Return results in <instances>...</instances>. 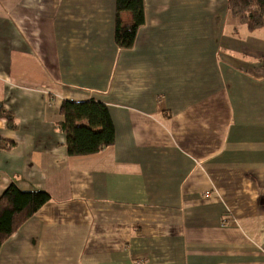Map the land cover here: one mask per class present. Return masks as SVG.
<instances>
[{"label":"crops","instance_id":"obj_1","mask_svg":"<svg viewBox=\"0 0 264 264\" xmlns=\"http://www.w3.org/2000/svg\"><path fill=\"white\" fill-rule=\"evenodd\" d=\"M144 4L121 48L116 0H0V196L51 195L0 264H264V26ZM92 98L115 141L69 156L60 105Z\"/></svg>","mask_w":264,"mask_h":264},{"label":"trees","instance_id":"obj_2","mask_svg":"<svg viewBox=\"0 0 264 264\" xmlns=\"http://www.w3.org/2000/svg\"><path fill=\"white\" fill-rule=\"evenodd\" d=\"M228 10L250 30L264 26V0H228ZM124 12L131 14V20H123ZM115 18L116 44L121 48L133 46L139 28L146 21L144 0H116ZM59 111L62 118L57 124L66 135L69 156L94 154L114 143L115 124L105 102L94 98L82 101L64 100ZM3 114L9 127L16 128L12 113L4 111ZM14 145L15 142L11 141L1 144V147L10 148ZM49 201L51 195L45 190L25 191L16 183H11L0 196V248L26 220Z\"/></svg>","mask_w":264,"mask_h":264}]
</instances>
